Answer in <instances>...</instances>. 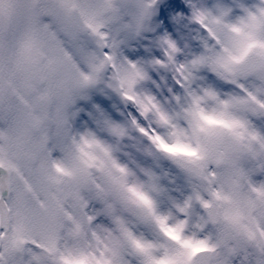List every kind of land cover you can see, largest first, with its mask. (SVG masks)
Returning a JSON list of instances; mask_svg holds the SVG:
<instances>
[{
	"label": "snow or ice",
	"instance_id": "6c2138e0",
	"mask_svg": "<svg viewBox=\"0 0 264 264\" xmlns=\"http://www.w3.org/2000/svg\"><path fill=\"white\" fill-rule=\"evenodd\" d=\"M0 264H264V0H0Z\"/></svg>",
	"mask_w": 264,
	"mask_h": 264
},
{
	"label": "rangeland",
	"instance_id": "374dc122",
	"mask_svg": "<svg viewBox=\"0 0 264 264\" xmlns=\"http://www.w3.org/2000/svg\"><path fill=\"white\" fill-rule=\"evenodd\" d=\"M181 2H184V0H181ZM188 13H184V15H187ZM173 15H180V13H174ZM170 18V23H171ZM190 27L194 26H185L183 29H180L179 26L174 27L173 31L176 33V38H179L182 34H187L188 29ZM94 101L99 104V107L108 115V117L113 120L116 123H124L125 119L129 113V108L124 104V102L120 99L119 96L115 94H108V93H96L94 96ZM103 135V134H102ZM105 139H107L109 142H111V138L104 136ZM142 144L143 147L146 149L149 147L148 142L146 140H143L138 136V134L134 135V140L128 142L126 145H124L121 148V156L125 153H133L136 154V144ZM140 162L144 166L152 167L154 166V162L150 158H145L143 156H140ZM159 168L163 170L166 173H171L173 176H175V169L174 166L169 164L167 160H161L159 161Z\"/></svg>",
	"mask_w": 264,
	"mask_h": 264
}]
</instances>
